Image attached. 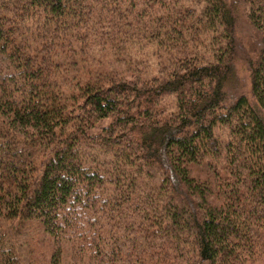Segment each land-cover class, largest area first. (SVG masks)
Instances as JSON below:
<instances>
[{"label": "trees", "instance_id": "trees-1", "mask_svg": "<svg viewBox=\"0 0 264 264\" xmlns=\"http://www.w3.org/2000/svg\"><path fill=\"white\" fill-rule=\"evenodd\" d=\"M263 257L264 0H0V264Z\"/></svg>", "mask_w": 264, "mask_h": 264}, {"label": "rangeland", "instance_id": "rangeland-1", "mask_svg": "<svg viewBox=\"0 0 264 264\" xmlns=\"http://www.w3.org/2000/svg\"><path fill=\"white\" fill-rule=\"evenodd\" d=\"M243 9H244L243 4L242 3L239 4L237 36L239 37V40H240L242 54H240L237 58L236 69H237L239 79L242 80L243 83H245V85H247L248 73L244 68V66H245L244 56H245L246 52L248 51V49L250 48L251 41H254L256 39H255V31L249 25V22L247 21L246 16L243 13ZM152 61H153V59H152ZM152 74H155V73H152ZM246 87L244 88L245 90H247ZM170 101L171 100L169 98L167 100L168 106H170ZM218 128L219 127L216 128V132H217ZM257 264H264V257L261 258V260L259 262H257Z\"/></svg>", "mask_w": 264, "mask_h": 264}]
</instances>
